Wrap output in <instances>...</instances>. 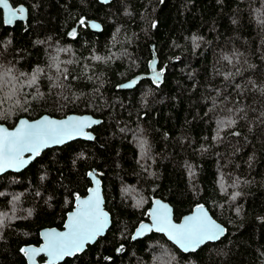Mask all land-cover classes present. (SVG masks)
<instances>
[{"label": "trees", "instance_id": "16d2710c", "mask_svg": "<svg viewBox=\"0 0 264 264\" xmlns=\"http://www.w3.org/2000/svg\"><path fill=\"white\" fill-rule=\"evenodd\" d=\"M10 1L28 16L10 27L0 19V73L25 75L0 103V122L71 112L102 121L91 127L93 140L46 148L23 170L0 175V264H26L22 247L38 245L41 228L62 227L93 169L111 227L58 264H264V0ZM80 15L99 20L101 31L81 26ZM153 53L162 79L118 88L148 72ZM9 93L0 87V100ZM229 118L236 124L214 139ZM156 197L176 220L205 205L225 234L192 252L153 231L132 240Z\"/></svg>", "mask_w": 264, "mask_h": 264}, {"label": "snow or ice", "instance_id": "6c2138e0", "mask_svg": "<svg viewBox=\"0 0 264 264\" xmlns=\"http://www.w3.org/2000/svg\"><path fill=\"white\" fill-rule=\"evenodd\" d=\"M103 2L107 3L108 0H103ZM24 12L23 6H13L10 4V0H0V19H2L5 26L10 27L15 22L22 21ZM80 24L84 27L88 26L84 19H81ZM90 26L94 29H100V25L96 23H92ZM69 35L75 38L77 33L73 30ZM57 51L68 52L70 50L61 48ZM92 58L97 61L105 59L99 55ZM225 59H228V57H225ZM53 60L55 61L54 66L59 72L60 62L56 57H53ZM67 63H72V61H67ZM152 67L155 68L154 61L152 62ZM41 71V69H36L31 77L25 81L28 87L31 88L37 84L38 75ZM64 71L67 70L65 69ZM12 73L13 69L10 67L0 73V87H8L10 89V93L3 100H0V103L13 99L18 89L24 87L23 84L16 82L25 74L20 73V76L17 77L12 75ZM160 75L157 72L153 80L158 82ZM136 83L137 81L133 80L130 84H124L121 87L131 88ZM237 87L239 86L237 85ZM16 103L19 105L20 101L16 100ZM99 123L100 121L87 115L68 116L63 120L44 116L34 122L21 119L19 127L11 131L0 126V172H4L9 168L16 170L23 168L30 160L38 156L42 149L51 145L63 144L76 137L93 139L85 129ZM235 124L236 120L231 118L226 121H218L219 128L214 139L220 138L219 133L225 127H232ZM233 134L239 135V133ZM145 144L146 141H141L142 151ZM89 175H92V173H89ZM96 185L95 189L89 190L91 195L87 198L76 197V208L74 212L69 214L68 221L65 224L66 231L51 230L43 233L45 243L42 246L21 249V252L28 257L29 264H33V258L40 254H45L49 258L47 264H56L64 256L74 255L76 252L82 251L86 244L93 242L96 237L103 234L108 226V215L101 208L102 200L99 194V181H96ZM232 186L235 187L236 184ZM221 187L223 188V183ZM239 195V192L234 193L232 199H236ZM140 203L142 201H137L138 205ZM156 205L157 207L149 213L152 217L151 227L141 224L133 239L143 235L146 231L155 229L157 232L166 233L169 240L178 245L180 249L188 252L195 251L205 244L206 241L218 240L224 234L225 230L208 215L203 205H198L196 214L186 216L183 222L179 224L172 222L170 209L167 205L161 204L159 201H156ZM4 216H6V213H0V225L3 224L2 217Z\"/></svg>", "mask_w": 264, "mask_h": 264}, {"label": "water", "instance_id": "95a60500", "mask_svg": "<svg viewBox=\"0 0 264 264\" xmlns=\"http://www.w3.org/2000/svg\"><path fill=\"white\" fill-rule=\"evenodd\" d=\"M98 1H99L100 3H102V4H106L105 2H103V0H98ZM110 1H111V0H108V2H110ZM108 2H107V3H108ZM10 4L12 5L11 1H10ZM16 6H23V7H24L25 12H24L23 20H22L21 22L25 23V22L27 21V16H28V11H27L26 6H25L24 4H17ZM92 23L99 24V25H100V29H94V28H92V27L90 26ZM14 24H15V23H14ZM87 24H88V28H89L90 30H92V31L99 32V31H101V29H102V25H101L100 21L97 20V19H89V20H87ZM77 28H78V26H77V24H76L75 26H73V27L71 28L70 32H72L73 30H75L76 33L78 34V30H77ZM76 36H77V35H76ZM152 48H153V46H152ZM153 61L155 62V68L152 67V62H153ZM148 67H149V71H148V72L143 73V74L136 75V76H134V77H132V78H129V79L125 80V81H122L121 83H119L118 88H120V89H132V88H134V87L137 85V83H138L142 78H144V77H149V78H151V79L153 80V77L156 75L157 72H159V73L161 74V75H160V79H159V81H160V80L162 79V72H161V70L158 69L157 58H156V56H155L154 53H153V57H152V59L149 61ZM133 80H136L137 83H136L135 85H133L131 88H124V87H121V85H124V84H130ZM153 81H154V80H153ZM159 81H158V82H159ZM154 82H155V81H154ZM85 115L90 116L92 119H95V120L100 121V123H101V121H102L101 118H99V117H95V116H93L92 114H90V113H85V112H84V113L71 112V113H68V114H66V115H64V116H61V117L53 116V115H50V114H48V113H43V114H41V115H39L38 117H35V118H28V117H26V116H21V117H19V118L17 119L16 123H15L12 127H8L6 124L1 123V122H0V126H2V127H4V128H7V129H9V130L11 131V130H15V128L19 127V121H20L21 119L27 120V121H29V122H34V121H36V120L41 119V118L44 117V116H48V117H50V118H52V119L63 120V119H65V118H67L68 116H85ZM95 125H98V124L91 125L89 128H86V129H85V131H86L87 133H89V134L93 137V139L95 138V134H94L93 131L91 130V127H93V126H95ZM76 139L93 140V139H86V138H84V137H76L75 139H72V140H76ZM72 140H68V141H66L65 143H68V142H70V141H72ZM65 143H63V144H65ZM63 144H59V145H51L50 147L60 146V145H63ZM50 147H48V148H50ZM45 149H46V148L42 149V150L40 151V154H41V152H42L43 150H45ZM40 154H39V155H40ZM39 155H38V156H39ZM36 157H37V156H36ZM36 157H35V158H36ZM35 158H34V159H35ZM34 159L30 160V162H32ZM30 162H29V163H30ZM29 163H28V164H29ZM28 164H27V165H28ZM27 165H25L23 168H20L19 170H16V169H14V168H9L8 170H6V171H4V172H0V175L3 174V173H5V172H8V171H10V172H19V171L23 170ZM89 173H92V175H89ZM87 176L89 177V179H90V181H91V185L88 187L87 192H86L85 195H78V196H79L80 198H87L89 195H91V193H90L89 190H90V189H95V188L97 187V185H96V181H99V194H100V197H101V200H102L101 208H102L103 211L106 212L107 215H108V226H107V228L104 230V232H103L102 235L96 237V239H95L93 242L86 244L82 251H78V252H76L74 255L64 256L61 260L57 261L56 264L62 262V261H63L65 258H67V257H73V256H75V255H77V254L82 253V252L86 249V247H87L89 244H93L94 242H96L97 239H98L99 237L105 235V233L107 232V230L111 227V214H110L109 211L105 208V199H104V194H103L102 180H101V178L97 175V173H96V169H93V170H91L90 172H88V173H87ZM76 197H77V196H76ZM76 197L74 198V204H73V207H72L69 211H67V213H66V215H65V219H64V221H63V225H62L61 228H58V227H55V226H51V227H48V226H47V227H43V228H41V229L39 230L40 243H39L38 245H33V244L24 245L22 248H28V247H37V248H38V247L42 246V245L45 243V238H44L43 233L49 232V231H51V230H56V231H59V232L66 231V229H65V224H66L67 221H68L69 214L72 213V212H74V211H75V208H76V203H77V201H76ZM156 201H159L161 204H164V205H167V206H168V208L170 209V217H171V220H172L173 223H177V224L183 222V220H184V218H185L186 216H190V215H194V214H196V208H197V206H198V205H196V206H195L190 212H188V213L184 214L183 216H181V218H180L179 220H176L175 217H174V209H173V206H172L168 201H166V200H164V199H162V198H160V197L153 198L152 201H151V203H150L149 208L147 209L148 219H147V220H143V221H141L140 223L137 224V226L135 227V229H134V231H133V233H132V235H131V239H132V240H136V239H139V238H143V237H145L146 235L150 234V232H152V231H153V232H156V233L163 234V235L169 240V238H168V236H167L166 233L157 232L155 229H153L152 231H146V232H144L143 235L138 236L136 239H133V236H135L136 231H137V229L140 227L141 224H145V225H148L149 227H151V225H152V217L149 215V213L151 212V210H153L154 208L157 207V205H156ZM199 205H203V204H199ZM203 206H204V208H205V211L208 213V215H209V216H210V217H211V218H212L217 224H219V225H220V226L226 231L225 226H224L223 224H221L220 222H218V221L212 216V214L210 213V211L208 210V208H207L205 205H203ZM225 231H224V234H225ZM224 234H223V235H224ZM223 235H222V236H223ZM222 236H221V237H222ZM221 237H220V238H221ZM169 241H170L171 243H173V244H174L179 250H181L182 252H186V251H184L183 249H180L179 246L176 245L173 241H171V240H169ZM215 241H217V240H215ZM215 241H206L205 243H207V242H215ZM203 245H204V244H203ZM203 245H201V246H203ZM201 246H200V247H201ZM200 247H199V248H200ZM199 248H197V249H199ZM197 249H196V250H197ZM196 250H195V251H196ZM188 252H192V251H188ZM23 254H24V253H23ZM40 256H43V257H44V260H43V261H39V257H40ZM24 258H25V260H26V264H29L28 257H27L25 254H24ZM48 259H49V258H48L45 254H40V255H37V256H35V257L33 258V264H47Z\"/></svg>", "mask_w": 264, "mask_h": 264}, {"label": "flooded vegetation", "instance_id": "af4514ba", "mask_svg": "<svg viewBox=\"0 0 264 264\" xmlns=\"http://www.w3.org/2000/svg\"><path fill=\"white\" fill-rule=\"evenodd\" d=\"M98 3H100L98 0H96ZM13 6H16L17 4H12ZM81 19H84L86 22H87V20H89V19H95V18H93V17H85V16H83V15H80V17L78 18V20L76 21V22H80L81 21ZM17 22H21V21H17Z\"/></svg>", "mask_w": 264, "mask_h": 264}, {"label": "rangeland", "instance_id": "374dc122", "mask_svg": "<svg viewBox=\"0 0 264 264\" xmlns=\"http://www.w3.org/2000/svg\"><path fill=\"white\" fill-rule=\"evenodd\" d=\"M128 193H129V191H128Z\"/></svg>", "mask_w": 264, "mask_h": 264}]
</instances>
